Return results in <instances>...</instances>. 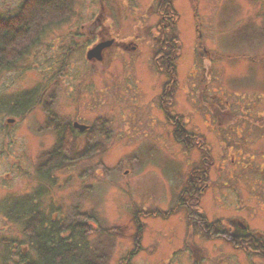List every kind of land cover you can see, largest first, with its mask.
I'll return each instance as SVG.
<instances>
[{"label":"rangeland","instance_id":"1","mask_svg":"<svg viewBox=\"0 0 264 264\" xmlns=\"http://www.w3.org/2000/svg\"><path fill=\"white\" fill-rule=\"evenodd\" d=\"M152 1L72 0L64 20L45 25L35 43L21 47L24 55L15 70H0V198L20 201L37 187L40 158L62 140L72 146L64 151L65 164L51 172L47 203L51 215L57 211L66 221L82 219L78 215L85 212L93 217L86 243L99 257L94 264H172L183 262L184 253L191 251L206 258L194 263L187 259L186 264H264V256L234 250L226 241L199 238L194 230L187 233L186 211L178 203L198 151L176 142L159 106L160 88L172 77L154 67L151 46L143 40L138 57L117 55L101 74L85 56L90 40L83 36L81 44L74 41L81 25L87 26L99 11L119 29V37L134 34L139 21L148 31L156 23ZM21 2L0 0V10L16 11ZM174 6L181 13L175 41L181 46H176L177 82L169 110L188 118L194 130L199 129L195 124L203 127L216 160L211 177L218 179L221 159L227 170L233 166L226 155L220 157L219 140L205 125L206 114L213 115L203 91L209 95L214 86L222 90L216 93L232 99L250 90L264 91V0H174ZM194 9L201 22L198 39ZM138 29L140 37L154 44L148 32ZM204 45L210 54L198 49ZM32 90L36 104L25 113L14 112L13 100ZM77 118L93 127L92 137L82 133L72 140L67 124ZM225 173L218 174L219 183L223 178L227 182L222 204L212 201L210 191L207 200L201 199L208 217L237 214L230 187L237 179L229 180ZM239 197L243 209L237 212L264 237V205L250 204L245 192ZM19 234L15 224L0 218V252L9 246L12 250L9 241ZM193 244L200 247L192 249ZM25 250L33 256L30 247Z\"/></svg>","mask_w":264,"mask_h":264},{"label":"flooded vegetation","instance_id":"2","mask_svg":"<svg viewBox=\"0 0 264 264\" xmlns=\"http://www.w3.org/2000/svg\"><path fill=\"white\" fill-rule=\"evenodd\" d=\"M151 5L155 6V9L157 10L154 19L156 23L152 25L148 31L144 29L145 26H141L143 23L139 21L137 22L138 26H134V34H127L124 37H119V29L115 30L112 23L109 21V17L104 19L101 11L89 21L87 26L83 24L81 25L82 31L74 34V41L75 43L78 41L81 44L84 36L86 42L90 40L91 44L89 45H91V48H97V54L92 58L87 56L88 50L91 49L90 47H88L85 54L88 63L94 61L97 64V72L101 73V71L110 69L112 65L109 64L117 55L121 54V56H126L123 53H127L131 54V57H138L137 53L142 48L143 40L145 44L151 46L152 52L154 53L152 63H154V67L160 73L167 75L168 73H166V70L176 66V58L178 57V53H180L179 50L177 51V47L178 45L179 47L181 46L179 41L177 45L175 42L178 35H176V32H178V30H176V25L180 21L181 13L177 10V7L175 9L174 0H153ZM197 11V9L193 10V18L196 22L200 20ZM14 12L15 8L12 11L1 9L0 17L6 16L12 18L14 17ZM120 22L121 25L123 23L125 24L124 21ZM196 22L194 24V29L198 31V39V37L202 36L201 31L198 29L201 22ZM140 27L143 28L144 33L148 32L150 34V38L153 40L155 47L153 43L150 45V42L146 41L145 37H140V29H138ZM204 46L205 47L199 46L198 49L210 54V50L206 45ZM14 52L12 58L1 57L3 60L0 62V70H15L18 62L21 60V56L24 54L20 55L18 49ZM133 52L136 53L133 54ZM198 57L200 58L199 54ZM207 58L208 56H206L205 61H207L206 63H209V61L206 60ZM1 64H3V66ZM124 67L130 68L129 65H124ZM100 73L96 74L99 75ZM208 79H210L209 76ZM208 79L207 81H209ZM175 80L177 82L176 77ZM169 87L171 88L169 89ZM204 87H206V85H204ZM171 90H173V98L167 95ZM202 90H204V88H202ZM219 90L222 91L221 89ZM219 90L213 86L210 88V91H212L211 94L208 95L206 91H203L205 96L207 95L209 98L207 101L208 103L205 102L206 109H209L210 114L213 115L210 118L206 114L205 125L208 131L215 136L214 138L219 140L218 146H220V157L226 155L229 159L230 165L233 166L232 170H227V168L222 167L223 159H221L219 162L220 165H218L217 169L220 167L218 174L226 171L224 175L225 177H228L229 180H232L233 178L237 179L236 182L230 185V187H232L231 194L235 198L233 209H235L234 211L237 214L234 213V215L232 214L230 216L223 215L220 216L221 218H211L205 214V210L201 207V199H206L209 191L214 195L211 196L212 199H214L212 201L222 204L224 199L223 191L221 190L227 182L223 178L221 181L222 184L221 182L219 183L218 180L222 177L218 174L216 175L218 179H213L211 177V170L215 165L216 160L215 156L210 152L211 146L206 144V136L203 132V127L195 124V127H199L198 131H196L197 129L194 130L192 127L188 126V118H184L183 115L178 113H170L169 107L174 103L175 84H173V82L169 83L167 79L164 82V85L160 88L159 106L161 107L169 126H173V137L177 131H182V134L179 132L180 138L176 139L174 137L176 142L187 147V150L196 149V151H198L196 164L192 166V170L189 172V180L186 183L187 187L185 186V188H183L182 195L185 196V198L182 196L180 203H178V207H183L184 211H186V221L189 222L187 233L190 232V234H192V230H194L198 232L197 236L199 238H204L211 242H214V240L226 241L234 250L236 249L242 252H247V250L251 252H259L262 249L259 250L257 247H262L261 245H264V237L259 233L261 230L256 229V231H252L249 227V223H246L247 219L240 216L237 211L243 209L241 203L242 198L239 196L244 192L250 198V204L255 206L256 202L259 206L264 205V91L250 90L248 92L239 93V98L232 99L226 97L225 93H216ZM29 92H32V94H23L25 96L22 97L28 96L27 98H31L34 104H36L35 90L28 91V93ZM198 92L199 89L196 90V93L200 94ZM51 98L52 97L50 96V100L52 101L53 98ZM199 107L200 106H197V108ZM198 113L200 114V111H198ZM102 121L105 122L107 120L102 119ZM75 122L79 125H83V128L76 126L74 124ZM103 124L105 125V123ZM67 126L69 128L67 131L72 140L75 135L81 136L82 133L86 134L88 138L92 137L93 127L90 126V124L85 123L84 118L72 119ZM60 137L63 138L64 135H60ZM179 139L180 141H178ZM45 159L46 155L42 156L38 162V171L36 173L37 187L30 188L31 192L21 198L20 201L13 200L17 199L16 197L0 198L1 220L6 219V222L15 224L16 228L18 230L20 229L21 234V236L19 234L20 238H12L10 239L11 241H9L11 243L8 242L9 244L14 245L12 250H9L10 246L7 247V249L1 250V262L2 258H5L6 256H9L8 261L19 262V260L26 255L25 248L30 247V243L38 236L37 227L40 225L45 228V234H50L53 230V222H66L65 216L58 214L57 211L51 215L52 206H48L47 203V197L51 188L49 187L48 175L45 173ZM52 171L53 170H51L50 173H47L50 174L49 179H51ZM234 187H236V190ZM224 196H226L225 193ZM51 199L52 197H50V200L48 201L50 204L53 200ZM59 208L60 207H58V210ZM249 235L254 238V243L251 241V238L246 237ZM16 242L21 244L24 242L25 246L21 247L18 245L20 248H17ZM137 244L138 242L136 241L135 245ZM252 245H255L256 249H252ZM198 246V244H193L191 245V248L193 249ZM184 254L185 256L181 258L182 261L184 260L183 262L175 260L172 264H186L185 260L187 259L192 260L194 263L195 260L198 261L206 258L205 253L197 254L196 252L192 253L191 251L189 254L187 252ZM170 261H172L171 258Z\"/></svg>","mask_w":264,"mask_h":264},{"label":"trees","instance_id":"3","mask_svg":"<svg viewBox=\"0 0 264 264\" xmlns=\"http://www.w3.org/2000/svg\"><path fill=\"white\" fill-rule=\"evenodd\" d=\"M72 6V0H23L13 13L14 17H0V62L3 60L1 57L12 58L16 49L21 51V47L35 43L44 30L45 25L64 20L69 11H71ZM1 65L3 66V64ZM174 72L175 66L166 70V73L172 77L171 82L173 84L176 82ZM172 93L173 90L169 91L167 95L173 98ZM27 97H19L13 100L12 110L14 109V112L19 113H25L30 110L35 104L31 98ZM179 132L182 134V131H177L174 136L176 139L180 138ZM71 146L72 144L69 146L68 142L60 140L57 146L46 155L44 164H46L45 173L48 175V179L50 174L47 173H50L51 170L55 171L65 164L66 154L64 151ZM86 213L78 215L82 218L79 220L72 219L64 223L53 222V230L50 234H45V228L40 225L37 227L38 236L29 245L33 251H31L33 256L29 253L24 255L19 262L2 260V263L94 264L99 257H95L96 251L91 250L86 243L87 236L93 232L92 227L89 225L93 221V217ZM246 237L251 238L252 242L254 241L251 235ZM261 246L257 247L259 250L262 249L259 252L247 251L255 255L264 256V245ZM251 248L256 249L255 245H252Z\"/></svg>","mask_w":264,"mask_h":264},{"label":"water","instance_id":"4","mask_svg":"<svg viewBox=\"0 0 264 264\" xmlns=\"http://www.w3.org/2000/svg\"><path fill=\"white\" fill-rule=\"evenodd\" d=\"M97 48H91L88 50L87 52V56L89 58H92L93 56H95L97 54ZM76 126H79L80 128H83V125H79L77 122L74 123Z\"/></svg>","mask_w":264,"mask_h":264},{"label":"bare ground","instance_id":"5","mask_svg":"<svg viewBox=\"0 0 264 264\" xmlns=\"http://www.w3.org/2000/svg\"><path fill=\"white\" fill-rule=\"evenodd\" d=\"M9 256H6L5 258L3 257L2 260H9Z\"/></svg>","mask_w":264,"mask_h":264}]
</instances>
